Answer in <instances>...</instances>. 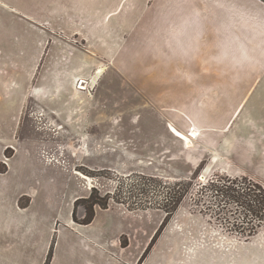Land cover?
I'll use <instances>...</instances> for the list:
<instances>
[{"label": "rangeland", "instance_id": "374dc122", "mask_svg": "<svg viewBox=\"0 0 264 264\" xmlns=\"http://www.w3.org/2000/svg\"><path fill=\"white\" fill-rule=\"evenodd\" d=\"M192 1H227L228 8L104 10L102 32L87 31V40L71 20L88 11L23 10L28 17L54 12L55 44L39 58V30L15 14L13 0H0V91L7 100L0 132L16 127L22 142L14 136L17 143L7 149L34 145L41 159L71 172L62 223L71 208L79 222L91 208H123L135 216L103 214L100 221L126 229H160L171 214L162 229H182L184 242L230 247L225 255L231 258L257 253L255 264H264V215L255 214L264 207V23L251 24L264 16L255 8L243 11L257 5L253 0ZM170 12L180 14L176 23L183 28L191 25L197 43L188 56L159 55L166 36L160 20ZM54 51L56 67L74 61L87 71L47 74ZM82 52L88 56L79 63ZM36 63L32 78L27 72ZM173 64L180 73L165 71ZM46 81V98L23 107L28 117L13 121L21 115L20 94L41 98ZM175 82L179 89L171 87ZM191 122L202 128L196 139L187 136ZM249 241L256 250L238 247Z\"/></svg>", "mask_w": 264, "mask_h": 264}, {"label": "crops", "instance_id": "0c3cea01", "mask_svg": "<svg viewBox=\"0 0 264 264\" xmlns=\"http://www.w3.org/2000/svg\"><path fill=\"white\" fill-rule=\"evenodd\" d=\"M253 1L257 5H248L243 11L247 12L255 8L257 13L264 16L263 3L259 0ZM226 2H219L214 6L208 1L192 0H13L15 4L13 9L20 19L29 22L30 26L39 30L40 40L37 42V49L40 53H36V56L40 58L44 54L45 47L49 51L55 44L54 12L50 18L49 15L46 18L43 14L28 17L23 10L88 11L84 18H80V14L77 13L71 20H74L73 23L85 37L87 31L93 35L102 32V11L104 10L189 11L213 8L224 10L228 8ZM179 16L177 12H170L164 16L165 23L162 19L160 20L166 33L164 38L159 39V43L162 44V48L159 49L162 52L159 54L160 57L182 58L196 50L197 42L190 35L191 25L188 23L183 28L184 25L177 24L176 21L180 20ZM186 16L191 17V14ZM62 20H64L63 17ZM252 20H254V24L251 23L252 26H263V19L254 17ZM4 23L5 21L0 17V35L3 32ZM45 26L46 28H43ZM180 29L181 35L178 34ZM84 39L87 40L86 37ZM85 54L87 55L86 52H82L79 56V63L81 56ZM51 58L52 61L46 70L47 74H80L88 69L85 63H80L76 67L72 60H70L72 65L62 61V65L56 67L55 51ZM37 68L38 63L31 66L27 74H32L33 78ZM165 71L175 75L180 73L174 64ZM219 84L220 88L223 87L221 83ZM76 85L73 86V90L75 89L78 97L81 91ZM171 87L179 89L181 85L175 82ZM59 88L60 85L57 89ZM32 89L35 91L33 94H37L38 87ZM41 89L39 94L41 98L37 99L20 94L21 101H18V105L22 107L21 115L14 116L13 121L18 122L20 117L23 121L26 116L28 117L26 107L39 106V100L46 98L48 81ZM6 104V97L0 91V117L5 116ZM191 125L199 131L200 136L202 128L192 122ZM17 131L16 127H11L9 134L0 132V264H46L52 246L53 257L50 264H255L259 260L257 253L254 254V258L246 255L231 258L225 255L230 247L203 243L194 245V243L184 242L182 229H162L154 240L159 229H126V225H116L111 220L101 223L100 218L103 214L135 216L132 212L124 211L123 208L97 209L94 220L90 224L76 223L71 208L69 218L65 224L62 223L61 204L65 200L67 180L72 178L68 172H71L64 170L58 163H49L41 159L39 149L34 145L24 143L15 147V150L7 149L9 145L15 146L17 143L13 142ZM17 137L16 141L21 143L22 140H18ZM8 151L9 158L6 156ZM205 152L216 155L211 148H206ZM217 160L216 156L213 162ZM1 166L5 168L2 170ZM75 199L77 197L71 200V206ZM117 222L126 223L120 220ZM248 244L254 250L257 249V245L252 241L241 242L238 247Z\"/></svg>", "mask_w": 264, "mask_h": 264}, {"label": "trees", "instance_id": "16d2710c", "mask_svg": "<svg viewBox=\"0 0 264 264\" xmlns=\"http://www.w3.org/2000/svg\"><path fill=\"white\" fill-rule=\"evenodd\" d=\"M229 182H230V183H227V184H226V186H227L228 189H229L230 186L234 183V182L231 181V180H229ZM240 189H241V188H240ZM237 190H238V189H237ZM261 190L264 192V188H263V189L261 188ZM235 191H236V190H235ZM236 192H238V191H236ZM78 200H79V199H78ZM255 214H256V216H257L259 219H261L262 216H260V214L264 215V207H262V206H261V207H258V208L255 210ZM170 215H171V214H168L166 220L168 219V217H169ZM94 217H95V211H94V209H92V208H91L89 211L86 210V216H85V218H84L82 221H80V222L77 220L76 212L73 213V219H74V221H75L76 223L90 224V223L94 220ZM166 220L162 223L161 228L159 229V231H158L157 235L155 236L154 240H155L156 237L159 235V233L162 231V228H163V226L165 225ZM52 254H53V246H52V248H51V250H50V252H49V256H48V259H47L46 264H50V261H51V259H52Z\"/></svg>", "mask_w": 264, "mask_h": 264}, {"label": "bare ground", "instance_id": "6f19581e", "mask_svg": "<svg viewBox=\"0 0 264 264\" xmlns=\"http://www.w3.org/2000/svg\"><path fill=\"white\" fill-rule=\"evenodd\" d=\"M82 83V82H81ZM84 83H85V81H84ZM61 129V128H60ZM190 131V130H189ZM176 133H177V136L179 137V138H181V139H186L187 138V136H192V139H196V138H198L199 137V131L196 129V128H192V131H191V134L189 135V134H187V136L186 135H184L183 133H180V132H178V131H176ZM189 139V138H188ZM187 139V140H188ZM191 138H190V140L188 141L189 143H187V140L185 141L186 143H187V147L188 148H190V147H192L193 146V143H194V141L192 140ZM79 173V172H78ZM81 174V173H80ZM83 175V174H82ZM83 177H85V179H87V176H85V175H83Z\"/></svg>", "mask_w": 264, "mask_h": 264}]
</instances>
